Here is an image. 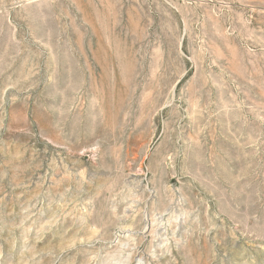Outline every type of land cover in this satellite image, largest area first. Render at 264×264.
<instances>
[{"label": "rangeland", "instance_id": "1", "mask_svg": "<svg viewBox=\"0 0 264 264\" xmlns=\"http://www.w3.org/2000/svg\"><path fill=\"white\" fill-rule=\"evenodd\" d=\"M0 264H264V0H0Z\"/></svg>", "mask_w": 264, "mask_h": 264}]
</instances>
